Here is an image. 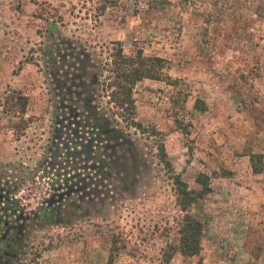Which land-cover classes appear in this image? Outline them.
<instances>
[{
    "label": "rangeland",
    "instance_id": "rangeland-1",
    "mask_svg": "<svg viewBox=\"0 0 264 264\" xmlns=\"http://www.w3.org/2000/svg\"><path fill=\"white\" fill-rule=\"evenodd\" d=\"M117 46L163 58L171 79L134 85L139 127L108 102ZM57 47L62 70L79 65L73 49L96 75L92 104L107 125L61 107ZM250 151L264 153V0H0V170L24 207L62 208L14 264H106L110 252L112 264H264V171L252 172ZM198 172L211 191L189 207L204 236L185 257L173 176L192 188Z\"/></svg>",
    "mask_w": 264,
    "mask_h": 264
},
{
    "label": "trees",
    "instance_id": "trees-1",
    "mask_svg": "<svg viewBox=\"0 0 264 264\" xmlns=\"http://www.w3.org/2000/svg\"><path fill=\"white\" fill-rule=\"evenodd\" d=\"M48 26L50 29L53 28L51 23H48ZM164 66L165 60L161 57L144 56L141 50H137L133 56H126L120 46L115 47L105 68L107 71L105 90L108 91V102L114 106L113 113L139 127L140 123L135 121L133 116L135 114L133 87L144 78L165 80L169 83L171 79L162 72ZM10 102L12 104L15 102L20 106L21 111H24L27 99L22 94H14L10 96ZM194 108L202 112L206 110L204 102L198 98L194 102ZM158 155L160 160L169 166L163 143L158 144ZM246 155L252 172L262 173L264 153L250 151ZM173 181L176 186V201L183 213L174 249L185 257L197 256L201 250L204 229L203 223L189 211V207L211 191L210 177L203 172H198L195 176L197 186L192 188L181 179L180 174H175ZM113 259V254L110 252L106 264H112Z\"/></svg>",
    "mask_w": 264,
    "mask_h": 264
},
{
    "label": "flooded vegetation",
    "instance_id": "flooded-vegetation-1",
    "mask_svg": "<svg viewBox=\"0 0 264 264\" xmlns=\"http://www.w3.org/2000/svg\"><path fill=\"white\" fill-rule=\"evenodd\" d=\"M55 54H57V57L52 62L54 65L59 64L53 66L52 73L56 77H60L54 83H56L59 96L62 95L67 98V105L62 103L61 107L72 111L75 104H77V106L84 107L86 111L96 115V117H93V122L96 125L99 124L100 127L107 125L108 120L105 115L98 114L99 109L92 104L91 95L97 80L94 73L90 74L88 72L89 65L85 60H79L76 55L77 52L74 54L73 49H71L69 55L80 63L79 65L70 64L71 70H62L64 66L62 67L61 63L65 62L66 51L57 47ZM67 82H70V84H67ZM83 93L85 94L84 97ZM63 100L61 97V101ZM16 186L15 175L12 172L0 170V264H14L22 254L31 231L36 227L45 225L49 219V213L58 214L62 209L61 206L48 204V207L29 210L18 201L15 194Z\"/></svg>",
    "mask_w": 264,
    "mask_h": 264
}]
</instances>
